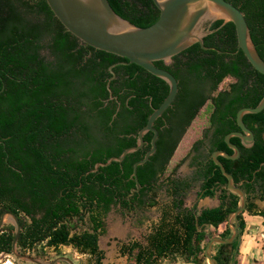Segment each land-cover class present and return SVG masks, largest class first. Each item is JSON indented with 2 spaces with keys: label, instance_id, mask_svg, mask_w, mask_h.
Instances as JSON below:
<instances>
[{
  "label": "trees",
  "instance_id": "1",
  "mask_svg": "<svg viewBox=\"0 0 264 264\" xmlns=\"http://www.w3.org/2000/svg\"><path fill=\"white\" fill-rule=\"evenodd\" d=\"M108 1L120 17L139 28L153 25L160 17L153 0ZM226 1L245 15L264 60V0ZM211 30L204 44L216 50L196 44L170 63H155L176 77L179 93L155 123L157 151L138 168L142 188L129 198L136 187L133 166L151 149L152 133L144 137V147L122 163L88 173L97 163L137 145L139 131L168 96L169 85L135 64H120L114 68L109 100L110 67L128 63L127 59L81 42L55 17L47 0H0V219L8 212L18 217L20 254L44 262L67 257L77 264L61 251L70 246L89 256L87 264H103L98 240L105 233V216L118 205L125 209L131 204L156 206L160 185L167 188L173 204L164 210L146 245L139 241L122 245L127 264H208L205 250L210 240L232 236L229 217L240 208V198L228 190V180L214 161L206 165L199 199L213 198L219 191L221 205L200 212L183 208L191 185L174 177L182 161L170 168L187 129L203 109L207 135L219 124L210 153L232 155L225 138L239 131L237 113L257 107L264 97V75L238 49L235 25L218 20ZM225 77L229 81L224 86L230 90L215 96ZM207 87L210 94L205 96ZM244 123L256 133V143L245 147L232 138L240 157L219 160L236 185L245 182L242 188L249 195L253 180L264 181V110L246 115ZM254 124L260 128L254 129ZM202 143L198 141L195 149ZM246 216L264 219V211L253 202L247 204L239 216L243 236ZM15 234L12 224L0 229V257L14 256ZM261 243L264 251V239ZM237 244V240L215 244L213 258L218 264H232Z\"/></svg>",
  "mask_w": 264,
  "mask_h": 264
},
{
  "label": "water",
  "instance_id": "2",
  "mask_svg": "<svg viewBox=\"0 0 264 264\" xmlns=\"http://www.w3.org/2000/svg\"><path fill=\"white\" fill-rule=\"evenodd\" d=\"M153 2L160 11L159 19L147 28H139L120 17L108 0H47L55 17L68 32L81 42L97 50L128 60V63H116L110 67L112 77L107 84L111 94L109 100L113 99L110 84L116 78L114 68L120 64H135L169 85L168 96L160 107L156 108L150 115L146 126L139 131L137 145L127 148L119 157H112L105 163H97L88 173H96L100 167H108L113 162L122 163L129 154L141 150L145 144L144 137L148 133H152L151 149L142 160L133 166V178L136 181V187L132 189L129 198L140 192L142 188L138 180V168L145 165L157 151L159 131L154 127L155 123L173 105L179 93V82L176 77L168 70L157 67L156 62L171 61L175 56L196 44H200L205 50H216L205 47L204 38L213 32L211 29L218 20H224L235 25L238 49L243 51L252 67L264 75V60L252 39L245 15L232 3L226 0H153ZM263 110L264 97L257 107L239 110L237 123L241 131L232 132L225 138L226 144L234 150V154L229 155L225 151H216L212 155L215 164L228 180L229 191L240 197V208L229 217L232 236L227 240L219 237L212 238L208 243L205 250L208 264H218L212 256L215 244H232L235 240L238 241L232 264H235L243 244L239 216L246 210L247 195L243 189L235 186L233 176L227 173L219 157L223 156L229 160L239 158V148L231 143L233 137L241 139L247 147L254 143V134L246 127L244 117L249 114H259ZM8 221H11L16 228L12 249L14 256L19 260L31 264H57L59 262L75 264L67 257H59L51 262H44L29 255L20 254L17 250L21 233L20 221L15 214L5 213L0 219V229Z\"/></svg>",
  "mask_w": 264,
  "mask_h": 264
},
{
  "label": "rangeland",
  "instance_id": "3",
  "mask_svg": "<svg viewBox=\"0 0 264 264\" xmlns=\"http://www.w3.org/2000/svg\"><path fill=\"white\" fill-rule=\"evenodd\" d=\"M167 63H170V61ZM207 128L208 118L203 109L200 116H198L187 129L170 165V168H173L178 162L182 161L180 167L176 170L174 177L179 179H191V188L185 195L183 208H194L197 212L206 208H215L221 203L219 191L213 198L208 197L205 199H199L197 196L198 192L202 189L203 179L196 174V164L200 159L198 161V156L195 154V146L198 141L204 138ZM209 155L210 152L207 147L203 148L200 152L202 161L208 159ZM155 201L157 202L156 206L140 207L131 214L119 207H114L105 216V233L99 238V248L104 253L103 264H127V256H122L120 254L121 246L131 241H139L144 245L147 244L146 239L152 233L155 226L160 223L164 210L173 204V199L169 195L167 188L162 187L161 185L157 190ZM262 206H264V203H261V207ZM245 218L247 222V235H255V232L263 231L262 219L248 216ZM7 223H11V221H8ZM224 229L225 225H222L219 228V232H222ZM262 233H259L261 238H263ZM61 251L63 254L69 255L77 260V264H87L89 261L87 255L78 253L70 246L62 247ZM52 255L54 256L55 253L52 252ZM239 256H241V254ZM239 256L237 257L238 264L242 262V258ZM183 263L184 262H180L179 264ZM0 264L31 263L19 260L13 255H2L0 258ZM162 264L168 263L164 262ZM251 264H254V262Z\"/></svg>",
  "mask_w": 264,
  "mask_h": 264
},
{
  "label": "flooded vegetation",
  "instance_id": "4",
  "mask_svg": "<svg viewBox=\"0 0 264 264\" xmlns=\"http://www.w3.org/2000/svg\"><path fill=\"white\" fill-rule=\"evenodd\" d=\"M227 61L229 60L228 58L226 59ZM227 81H229V78L228 77H225V79H224V81H223V83H221V85H220V87H219V89L215 92V96H217V95H219V94H221L223 91H225V89H227V90H230V86H227L226 88H225V84L224 83H227ZM209 91H210V87H207V88H205L204 90H203V95H205V96H208L210 93H209ZM263 112V111H262ZM260 114V113H259ZM236 123H237V116H236ZM246 125V124H245ZM220 126H221V124H220ZM218 127H219V124L218 123H216L211 129H210V131H209V133H208V135H207V132H206V135L204 136V138L202 139V141H203V143H202V145H200V147H199V149L198 150H196V152H195V154L198 156V161H199V159H200V161L199 162H197V164H196V174L199 176V177H201L202 179H203V184H202V187H203V185H204V182H205V180H204V177H203V173H204V171H205V168H206V165H207V163L210 161V160H213V158H212V155L213 154H211L210 153V155H209V158L208 159H206V160H204V161H202V159H201V157H200V152H201V150L203 149V148H205V147H207V149L209 150V152H210V149H211V146L213 145V144H215L216 143V137H215V131L218 129ZM237 127L239 128V131H237V132H240L241 131V129H240V127L238 126V123H237ZM246 127L249 129V130H251L252 132H253V134H254V138H255V141H254V143L253 144H255L256 143V133L254 132V130L251 128V127H249L248 125H246ZM253 128L254 129H259L260 128V125H258V124H254L253 125ZM263 136H264V133H263ZM233 138H236V137H233ZM239 139V138H238ZM201 141V140H200ZM240 141H241V144L243 145V146H245L244 144H243V141L240 139ZM226 143V142H225ZM232 143V142H231ZM233 144V143H232ZM252 144V145H253ZM234 145H236V144H234ZM251 145V146H252ZM228 146V145H227ZM237 146V145H236ZM229 147V146H228ZM238 147V146H237ZM245 147H247V146H245ZM248 147H250V146H248ZM230 148V147H229ZM239 148V147H238ZM231 149V148H230ZM232 151H233V153H232V155L234 154V150L233 149H231ZM240 150V149H239ZM226 152V151H225ZM240 155H241V151H240ZM221 157V156H220ZM240 157V156H239ZM237 160V159H236ZM214 161V160H213ZM234 161V160H233ZM215 163V162H214ZM264 166V165H263ZM221 170V169H220ZM259 170H257V172H258ZM231 175V174H230ZM177 179H179V178H177ZM234 179V178H233ZM180 180H183V181H185V182H187L188 184H190L191 185V179H180ZM264 181H262V182H258L257 180H253L252 182H251V184L254 186V189H253V192H251V193H249V195L246 193V191L242 188V186H244V183L245 182H241L240 184H238V185H236L235 184V186H238V187H240L241 189H243L244 191H245V193H246V195H247V204L249 203V202H253L256 206H257V209H258V211H264V206H262L261 207V203H264V188L262 187L263 185H264V183H263ZM235 183V182H234ZM191 188V187H190ZM227 188H228V183H227ZM229 190V189H228ZM201 191H202V189H201ZM200 191V192H201ZM200 192H198V194H197V196H198V198H199V193ZM231 192V191H230ZM232 193V192H231ZM220 195H221V193H220ZM238 196V195H237ZM239 197V196H238ZM219 198H220V196H219ZM240 198V197H239ZM185 200V199H184ZM220 201H221V199H220ZM220 205H221V203H220ZM219 205V206H220ZM184 206V205H183ZM219 206H217V207H219ZM117 207H119V208H121L122 210H124V211H126L127 213H129V214H131V213H133L135 210H137V209H139L140 207L137 205V204H131L130 205V208H128V209H125V208H122L120 205H118ZM114 208V207H113ZM216 208V207H215ZM247 208V207H246ZM194 209V208H193ZM206 209H209V208H206ZM195 210V209H194ZM203 210V209H202ZM201 210V211H202ZM255 218H260V219H262L261 217H255ZM30 220V219H29ZM263 220V227H264V219H262ZM6 224H12V223H6ZM6 224H4V225H6ZM13 225V224H12ZM225 225V224H224ZM229 226H230V224H229ZM226 227V226H225ZM3 228V227H2ZM1 228V229H2ZM231 228V227H230ZM232 230V229H231ZM100 238V237H99ZM131 242H133V241H131ZM130 243V242H129ZM98 245H99V240H98ZM124 245V244H123ZM122 247V246H121ZM121 249V248H120ZM120 254H121V252H120ZM3 255H5V254H3ZM2 256V255H1ZM9 256V255H8ZM11 256V255H10ZM88 256V255H87ZM89 257V256H88ZM1 258V257H0Z\"/></svg>",
  "mask_w": 264,
  "mask_h": 264
},
{
  "label": "crops",
  "instance_id": "5",
  "mask_svg": "<svg viewBox=\"0 0 264 264\" xmlns=\"http://www.w3.org/2000/svg\"><path fill=\"white\" fill-rule=\"evenodd\" d=\"M259 233H262L263 238H261V235ZM263 239L264 227L263 231L255 232V235H247V233H245V235L243 236V244L239 250V253L241 254V256L239 257L242 258V262L240 264H251L252 262H254V264L264 263V251L262 250L261 243Z\"/></svg>",
  "mask_w": 264,
  "mask_h": 264
}]
</instances>
